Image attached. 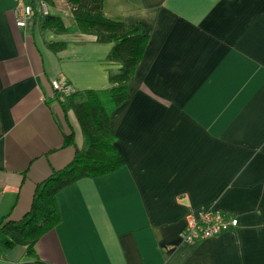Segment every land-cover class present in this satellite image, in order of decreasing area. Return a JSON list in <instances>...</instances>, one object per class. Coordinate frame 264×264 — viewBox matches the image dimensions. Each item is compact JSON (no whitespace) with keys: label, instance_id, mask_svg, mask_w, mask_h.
Segmentation results:
<instances>
[{"label":"crops","instance_id":"1","mask_svg":"<svg viewBox=\"0 0 264 264\" xmlns=\"http://www.w3.org/2000/svg\"><path fill=\"white\" fill-rule=\"evenodd\" d=\"M49 14L68 18L57 4ZM150 40L110 129L124 165L57 193L62 221L16 264H264V0H103ZM0 0V222L30 211L38 184L70 163L83 135L52 80L110 87L113 43L15 23ZM74 25V21L68 23ZM66 42L61 50L50 46ZM74 134V143L67 136ZM215 207L239 225L182 239L186 215Z\"/></svg>","mask_w":264,"mask_h":264},{"label":"trees","instance_id":"2","mask_svg":"<svg viewBox=\"0 0 264 264\" xmlns=\"http://www.w3.org/2000/svg\"><path fill=\"white\" fill-rule=\"evenodd\" d=\"M56 5V0H45ZM72 5L74 25L54 14H43L38 0H27L40 19L42 30L58 33L76 29L94 34L99 42L113 43L106 60L115 63L109 69L110 87L104 91L78 90L65 95L56 92L64 112H75L80 124L83 144L77 148L73 160L65 167L50 174L38 184L30 211L20 220L0 222V258L21 245L29 256L36 255V244L46 233L62 221L57 193L80 178L113 172L124 165V159L115 146V136L110 129L111 113L129 97V86L136 76L150 37L142 31L141 23L126 26L122 21L109 18L104 12L103 0H67ZM54 50L66 48V42H54ZM74 143V134L66 138ZM21 262L16 264H36ZM0 264H5L0 262Z\"/></svg>","mask_w":264,"mask_h":264},{"label":"built area","instance_id":"3","mask_svg":"<svg viewBox=\"0 0 264 264\" xmlns=\"http://www.w3.org/2000/svg\"><path fill=\"white\" fill-rule=\"evenodd\" d=\"M18 5L13 13L15 23L18 27H25L28 21L34 16V8L27 0H15ZM39 10L43 14H49V5L45 0H38ZM54 91L65 95L74 93L73 87L63 79H54L51 82ZM239 225L237 217H230L226 212L215 207H207L200 211H190L186 215V224L182 229V239L188 243L206 241L215 236L235 228ZM2 259L0 258V262Z\"/></svg>","mask_w":264,"mask_h":264},{"label":"rangeland","instance_id":"4","mask_svg":"<svg viewBox=\"0 0 264 264\" xmlns=\"http://www.w3.org/2000/svg\"><path fill=\"white\" fill-rule=\"evenodd\" d=\"M57 4L61 7V9L68 12L69 16L67 18V22L71 23L73 21L72 5L67 0H59V2H57Z\"/></svg>","mask_w":264,"mask_h":264},{"label":"bare ground","instance_id":"5","mask_svg":"<svg viewBox=\"0 0 264 264\" xmlns=\"http://www.w3.org/2000/svg\"><path fill=\"white\" fill-rule=\"evenodd\" d=\"M27 3H29V2H27ZM39 8V7H38Z\"/></svg>","mask_w":264,"mask_h":264}]
</instances>
